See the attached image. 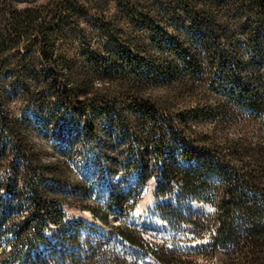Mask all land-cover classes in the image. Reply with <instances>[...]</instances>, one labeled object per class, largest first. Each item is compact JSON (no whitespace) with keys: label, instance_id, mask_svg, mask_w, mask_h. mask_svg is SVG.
<instances>
[{"label":"rangeland","instance_id":"374dc122","mask_svg":"<svg viewBox=\"0 0 264 264\" xmlns=\"http://www.w3.org/2000/svg\"><path fill=\"white\" fill-rule=\"evenodd\" d=\"M122 1L87 0L78 26L72 25L58 42L56 59L67 60L76 65L75 71L88 74L81 97L101 91L119 101L122 93L134 89L144 99L180 112L219 101L210 85L220 71L241 75L255 71L264 88V20L257 21L242 0H200L193 12L133 7ZM131 8L134 12L127 11ZM206 15L212 17L216 35L208 31ZM149 74L152 79L147 78ZM28 82L33 83L30 78ZM0 102L5 114L20 121L35 154L66 171L61 185L62 222L49 226L46 241L39 247L48 264H163L153 249L177 260L205 258L196 246L208 243L211 236L208 231L196 234L194 222L205 225L208 221L190 217L195 213L191 201L177 223L179 210L171 209L165 217L160 208L168 202L177 206L175 198L158 196L155 179L143 186L133 174L121 182L112 181V174L122 173L131 154V136L137 129L131 109L115 106L118 115L90 137L79 117L60 102L29 101L24 88L9 81L0 89ZM246 117L249 113L240 110L223 117L201 115L190 119L188 133L231 136L244 129ZM259 119L264 124V110ZM261 135L264 139V128ZM111 195L119 199L105 217ZM143 205L147 209L139 216ZM18 213L24 216L27 211ZM15 240L11 233L1 238L0 258Z\"/></svg>","mask_w":264,"mask_h":264},{"label":"trees","instance_id":"16d2710c","mask_svg":"<svg viewBox=\"0 0 264 264\" xmlns=\"http://www.w3.org/2000/svg\"><path fill=\"white\" fill-rule=\"evenodd\" d=\"M125 1L133 7L187 12L200 4V0ZM242 1L257 21L264 20V0ZM86 2L0 0V89L9 81L12 86L23 87L29 101L60 102L79 117L90 137L100 132L106 120L118 115L115 106L135 113L137 129L131 136V154L122 167L121 180L133 174L143 186L155 179L158 196L175 198L177 206L168 202L160 208L165 217L171 209L179 210L177 223L188 201H204L216 208L213 212L190 214L191 218L208 221L205 225L194 222L196 234L208 231L211 236L208 243L196 246L205 258L177 260L153 249L163 264H264V124L259 119L264 110V88L256 72H218L211 80L210 91L219 96V101L187 111L172 112L139 96L134 89L122 93L119 101L101 91L81 97L88 74L75 71L76 65L67 60L56 59V50L66 31L72 25L78 26ZM127 11L134 12V8ZM204 20L208 31L216 35L212 17L206 15ZM1 106L0 102V240L10 233L16 235V240L2 255L0 264H48L39 247L46 241L44 232L49 226L62 222L61 185L67 179L66 171L39 158L20 121L5 114ZM238 110L249 113L244 129L238 133L226 137L188 133L190 119L201 115L223 117ZM136 188L130 189L127 196ZM118 199L111 195L104 207L105 217ZM19 210H26V215H19ZM120 232L136 242L124 230Z\"/></svg>","mask_w":264,"mask_h":264},{"label":"bare ground","instance_id":"6f19581e","mask_svg":"<svg viewBox=\"0 0 264 264\" xmlns=\"http://www.w3.org/2000/svg\"><path fill=\"white\" fill-rule=\"evenodd\" d=\"M115 179H117V176H115ZM150 203V202H147ZM192 208L195 212L203 211V210H210L213 208V206L210 203L204 202V201H192ZM147 209V205H143L139 210H138V215L141 216L143 214V211ZM162 222H159V224ZM166 224V223H165ZM168 226V225H166ZM170 230V228H169Z\"/></svg>","mask_w":264,"mask_h":264},{"label":"water","instance_id":"95a60500","mask_svg":"<svg viewBox=\"0 0 264 264\" xmlns=\"http://www.w3.org/2000/svg\"><path fill=\"white\" fill-rule=\"evenodd\" d=\"M190 207H191V210L193 211V212H195L194 210H193V208H192V202L190 203ZM211 210V209H210ZM205 211H209V210H203V211H199V212H195V213H200V212H205Z\"/></svg>","mask_w":264,"mask_h":264}]
</instances>
